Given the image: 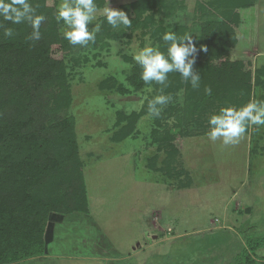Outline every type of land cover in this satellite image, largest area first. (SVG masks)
Here are the masks:
<instances>
[{
  "label": "rangeland",
  "instance_id": "rangeland-1",
  "mask_svg": "<svg viewBox=\"0 0 264 264\" xmlns=\"http://www.w3.org/2000/svg\"><path fill=\"white\" fill-rule=\"evenodd\" d=\"M133 1L95 0L98 12L88 26L101 25L95 41L62 54L72 98L62 116L72 121L81 174L70 184L76 171L56 170L48 188L65 196L74 194L73 184H83L89 220L117 250L130 255L107 264H242L244 249L252 264H264V126L252 125L239 143L224 145L208 138L209 119L193 124L183 90L169 94L170 102L158 106V117L144 109L147 97L161 93L150 86L132 89L133 53L149 44L159 48L163 34L135 27L107 36L106 25L112 26L101 14L107 4L122 10ZM235 1L165 0L155 12L154 28L167 32L176 24L197 38L207 17L223 18L220 13ZM53 2L56 17L62 0L46 1ZM241 18L228 59L241 60L251 72V101H264V0L241 10ZM57 28L63 37L62 20ZM53 50L60 55L57 47ZM255 69L262 71L258 84ZM109 77L128 92L101 88ZM52 213L58 222L68 221L51 211L48 222ZM36 257L7 264H33Z\"/></svg>",
  "mask_w": 264,
  "mask_h": 264
},
{
  "label": "trees",
  "instance_id": "trees-1",
  "mask_svg": "<svg viewBox=\"0 0 264 264\" xmlns=\"http://www.w3.org/2000/svg\"><path fill=\"white\" fill-rule=\"evenodd\" d=\"M46 1L29 0L36 13L45 16L38 41L27 39L32 32L28 23L11 24L0 20L5 27L14 30L13 37L9 38L3 36L0 28V264L44 254L49 212L87 211L83 184L79 187L73 184L74 194L65 192V196L55 192L52 186L48 188L49 178L56 170L74 169L76 176L70 184L78 180L81 162L72 121L62 116L72 99L62 54L65 50L70 51L73 45L59 35L57 20L52 13L55 2L48 5ZM251 3L252 0H236L229 6V11L220 13L223 18L207 17L200 25L199 36L192 38L198 49L193 65V72H198L201 77L198 88L186 83L178 72L168 74L166 87L154 81L146 84L140 78L142 68L136 63L129 78L132 89L136 91L150 86L155 93L164 95L183 90L191 103L189 109L193 114L190 117L194 116L196 127L222 107L237 102L234 106L240 108L251 101V72L244 70L241 60L228 59L237 44V9ZM164 5L165 0H134L122 10L132 20L131 28L150 29L154 35L161 31L164 35V27L154 28L157 23L155 12ZM230 21L233 24H229ZM106 27L104 35L107 36L122 34L127 29ZM167 32L178 36L189 34L176 24L170 25ZM159 44V50L166 54L169 42L162 39ZM202 46L207 51H199ZM53 47L58 48L61 56H54ZM216 59L220 60L218 65L213 63ZM261 72L255 69V84L261 82ZM102 87L123 94L128 92L114 83L112 77L107 78ZM209 87L210 95L205 91ZM150 98L147 97L144 109L148 108ZM214 107L216 109H211ZM202 133L196 132L198 135ZM249 246L252 249L255 242ZM243 260L242 264H252L246 249L243 250Z\"/></svg>",
  "mask_w": 264,
  "mask_h": 264
},
{
  "label": "clouds",
  "instance_id": "clouds-1",
  "mask_svg": "<svg viewBox=\"0 0 264 264\" xmlns=\"http://www.w3.org/2000/svg\"><path fill=\"white\" fill-rule=\"evenodd\" d=\"M98 6L95 0H62L56 12V20L63 21L66 29L63 31L64 38L69 44L87 46L94 42L96 33L100 31V23L89 30V24L96 19ZM101 14L107 23L113 28H131L132 20L128 14L120 9L104 7ZM0 20L11 24L28 23L32 32L27 39L38 41L41 39V24L45 20L43 14H37L36 9L29 0H0ZM4 37H13L14 30L5 27L0 22ZM162 39L169 42L167 53H163L158 47L146 45L138 52L133 53L134 61L141 66L140 78L146 83L156 82L167 86L168 74L178 72L193 88L200 85V74L193 72L198 49L190 34L178 36L174 32L164 33ZM199 51H207L203 46ZM205 91L210 95L211 88ZM171 100L169 95H157L148 102V111L158 117L162 108ZM210 129L207 136L211 141L222 140L224 145L237 144L244 137L252 125L264 126V101H249L240 108L233 106L222 107L218 113L212 114L208 120Z\"/></svg>",
  "mask_w": 264,
  "mask_h": 264
},
{
  "label": "crops",
  "instance_id": "crops-1",
  "mask_svg": "<svg viewBox=\"0 0 264 264\" xmlns=\"http://www.w3.org/2000/svg\"><path fill=\"white\" fill-rule=\"evenodd\" d=\"M254 3L252 0L249 6L237 9L239 23L236 28L242 21L241 10L249 9ZM57 214L67 217L68 221L58 222L52 213L45 229L44 254L37 256L33 264H107L130 256L117 250L108 237L95 228L86 211ZM63 232L70 235L63 236Z\"/></svg>",
  "mask_w": 264,
  "mask_h": 264
}]
</instances>
